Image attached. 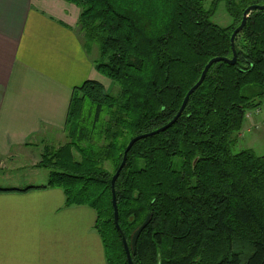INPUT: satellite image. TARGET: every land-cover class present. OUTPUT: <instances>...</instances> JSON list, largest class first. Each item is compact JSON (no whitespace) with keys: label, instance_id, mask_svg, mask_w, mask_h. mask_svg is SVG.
Listing matches in <instances>:
<instances>
[{"label":"trees","instance_id":"trees-1","mask_svg":"<svg viewBox=\"0 0 264 264\" xmlns=\"http://www.w3.org/2000/svg\"><path fill=\"white\" fill-rule=\"evenodd\" d=\"M67 1L80 9L85 42L98 49L95 71L118 92L95 81L74 88L67 143L43 151L38 167L65 207L95 213L107 264H127L110 188L126 145L173 118L209 60L232 58L229 38L242 12L264 0H215L209 10L201 0ZM219 1L228 27L210 21ZM234 44L235 65H211L175 124L126 154L114 194L128 246L151 216L132 264H264V156L232 153L245 114L264 99V11L249 14Z\"/></svg>","mask_w":264,"mask_h":264},{"label":"crops","instance_id":"crops-1","mask_svg":"<svg viewBox=\"0 0 264 264\" xmlns=\"http://www.w3.org/2000/svg\"><path fill=\"white\" fill-rule=\"evenodd\" d=\"M79 15L67 0H0V168L44 173L43 149L63 134L73 89L85 81L105 88ZM257 109L238 136L264 141V106ZM44 180L0 187L14 190L0 192V264H107L95 213L65 207L63 193L46 187L48 173Z\"/></svg>","mask_w":264,"mask_h":264},{"label":"rangeland","instance_id":"rangeland-1","mask_svg":"<svg viewBox=\"0 0 264 264\" xmlns=\"http://www.w3.org/2000/svg\"><path fill=\"white\" fill-rule=\"evenodd\" d=\"M201 1L203 3V7L205 8V10H209L212 7V4L215 2V0H201ZM210 21L213 24L220 26V27H228L232 24V19L227 15V13L225 11L224 1H219L215 5V11H214L213 16L210 18ZM103 80H104L103 82L105 85V90L108 93H110L111 95H116L118 92V87L116 85H113L107 79H103ZM261 104H262L261 107H263L264 106L263 105L264 99H263ZM140 135H144V134H140ZM140 135H138V136H140ZM242 136H244V137H240L238 135L236 136L237 142L235 143V146L232 148V153L235 154V153H238L242 150L250 149V150H252V152L256 156H259V157L264 156V141L261 138L257 137L256 134L254 136L253 134L244 133ZM52 139H53L52 145L51 146H45L43 149L44 152L47 149H57L58 147L67 143L66 134L64 131H63V134L60 133V135L52 137ZM104 167L108 171H110V169H111V166L108 163H105ZM33 172H35V171H33ZM38 172H40V171H38ZM42 172H44V173L40 172V173L34 174V173H31V171L29 169H27V170L12 169V167L10 165L6 164L5 168H0V187L5 188V187H11L12 185L13 186L23 185L24 183H26L30 180L34 181V182H36V181L40 182V181H42V179L44 177H45V180H47L48 171L42 170ZM42 174H45V176Z\"/></svg>","mask_w":264,"mask_h":264},{"label":"water","instance_id":"water-1","mask_svg":"<svg viewBox=\"0 0 264 264\" xmlns=\"http://www.w3.org/2000/svg\"><path fill=\"white\" fill-rule=\"evenodd\" d=\"M253 11H264V5H251L248 6L243 12H242V17H241V21L240 24L233 30L230 38H229V44H230V49L232 52V58L231 59H227V58H220V57H216V58H212L211 60H209L206 65L204 66L203 70L201 71L200 77L198 79V81L187 91V93L185 94L182 103L177 111V113L175 114V116L172 118L171 121H169L167 124H165L164 126L158 128L155 131L149 132L147 134L144 135H140V136H136L134 138H132L128 144L125 147V150L122 154V159L121 162L116 170V172L114 173V175L111 178V182H110V188H111V203H112V208H113V221H114V225H115V229L117 230V232L119 233L120 237H121V242L123 245V249L126 255V261L127 264H132V260H131V256H130V251L132 253H134L135 251V246H136V241L141 233V231L147 226V224L150 221V214H148L145 218V220L143 221V223L132 233L131 238H130V243L129 246L127 244V241L125 239V237L123 236L119 226H118V210H117V206H116V201H115V194H114V183L116 181V179L118 178L119 172L121 171V169L124 167L125 162H126V154L129 151V149L132 147V145L137 142L140 139H144L153 135H156L158 133H161L163 131H165L166 129L170 128L176 121L177 119L180 117V115L182 114L188 98L190 97V95L198 89V87L202 84L204 77L209 69V67L211 65H213L214 63L217 62H224L227 65L230 66H234L236 63V50H235V44H234V40L235 37L238 33H240L242 31V29L245 26L246 23V19L248 18L249 14ZM130 248V249H129Z\"/></svg>","mask_w":264,"mask_h":264},{"label":"built area","instance_id":"built-area-1","mask_svg":"<svg viewBox=\"0 0 264 264\" xmlns=\"http://www.w3.org/2000/svg\"><path fill=\"white\" fill-rule=\"evenodd\" d=\"M255 112H259V109H256ZM262 114H263V120H264V109L262 110Z\"/></svg>","mask_w":264,"mask_h":264}]
</instances>
